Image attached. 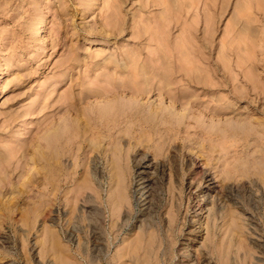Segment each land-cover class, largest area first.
<instances>
[{
    "label": "rangeland",
    "instance_id": "rangeland-1",
    "mask_svg": "<svg viewBox=\"0 0 264 264\" xmlns=\"http://www.w3.org/2000/svg\"><path fill=\"white\" fill-rule=\"evenodd\" d=\"M175 1L176 5L169 8L168 5V7L165 6L164 0H0V69L2 68L5 71L0 78V152L4 151L3 153H5L6 149L8 154L10 149L13 152L17 148L13 152H18L13 154V160L14 158L16 160L20 151L26 150V148L30 156V153L32 154L35 150L33 147L35 142L41 146L45 145L42 134L47 127L46 125L51 120L58 119L62 112L61 109L65 99L64 92L69 85V77H79L78 80H81V83L89 81L88 84H85L86 88H92V85L96 83L95 77H97L99 80L96 85L103 86L107 78L110 77L106 76L108 69L112 71L111 64H107L104 57L109 56L111 52L117 55L125 52V56L129 55L127 61L146 59L160 63L161 58L159 57H162L165 61L170 62L185 58L190 61L193 59L195 62L201 61L200 63L209 62L212 68L209 67V69L202 72L198 71L200 75L204 73L203 77L206 80L214 82L217 77L223 79L222 76L219 77L222 73L225 79L234 78L236 82L234 83L243 88L242 93L245 92L242 97L239 96L240 93L232 92L234 93L233 96H236L234 98H240L238 104L245 105L250 102L251 107L256 108V110L252 109L253 113H257V117L263 115L264 0H247V8L243 11H236L235 8L237 4L242 5V0ZM165 8L167 9L165 10ZM39 16H43L45 21L44 25L37 30L35 21ZM115 16L121 22L120 24L124 25L121 32L116 31L115 33V30L109 25L111 20L115 19ZM237 18L240 19V22L246 23L245 26L252 27L253 30L247 27V31H240L239 23L235 22ZM132 24L134 25L132 26ZM134 26L140 27V33H138V30L136 32L134 28L132 29ZM192 46L194 47L191 49ZM200 46H202V49L199 51ZM102 50H104L103 53H100ZM195 51H202V55L199 52V55L194 54L197 53ZM70 57H77L78 64L87 63L88 66H73L68 70L70 75L68 74L60 82L59 80L64 77L62 71L67 65L66 62L70 61ZM222 63L227 65V68ZM215 64L222 68L215 70ZM201 66H204L203 63ZM86 68H88L87 72L85 71ZM110 74L111 77H115L116 73ZM246 76L251 80H248ZM185 83H182L181 87L183 89L186 87V90L184 89L186 92L190 89L189 92L196 91L199 94L213 92L211 88L205 87V83H203L204 85L202 83L195 84L192 81L188 82L192 84L187 83L186 85ZM191 85L192 87L189 88ZM197 88L199 89L197 90ZM250 96L257 97L256 103L251 102ZM92 99L90 100L95 101V99ZM143 99L146 100V97H142V102L145 101ZM151 100L154 99L151 98ZM122 102H116L115 108L122 107ZM124 102L128 103V100L124 99ZM204 107L205 105L193 102L188 106L186 112L184 111L186 116L181 121L179 120L180 122H174V125L179 128L178 137L165 146L166 150L163 158L166 179L162 180L160 189L158 188V192L152 199L153 204H155L152 211L156 218H159V216L165 217L166 207L171 204L174 205L173 202L171 203V194L167 184L173 163L170 162V159L174 161L176 166H185L192 161L193 165L190 166L189 170L196 178L205 169L213 177L215 175V165L222 168L225 165L227 169L230 168L234 171L232 165L237 156L235 159L230 157L231 151L227 154L230 157V164H222L223 158L217 162V153L212 151L211 141L209 140L211 137H215L216 129H219L220 126V128H229L230 123L227 121L229 123L227 124L220 114L215 116L210 111V107ZM191 113H193V117L195 116L194 118L191 117ZM217 116L218 118H216ZM124 138L123 141H126L127 138ZM200 143H202V146ZM65 155L62 157L63 159H71L69 154ZM220 155L218 154V156ZM199 156H205V160ZM90 157L99 160L101 166L102 159L98 157L96 152H92ZM80 158L82 160L83 154ZM18 165L17 168L20 167V172L27 167L22 168L21 165H25L23 161L18 162ZM250 168L245 176H232L234 178L227 179L223 182V185L219 178L215 177V182L218 185L211 191V195L215 196L217 194V196L219 195L218 198L220 197V200H215V205L212 202L201 205V202H196V198L191 197L188 200L187 195L181 201L177 197H173V200L180 204V213L178 214L175 230L178 236L175 234L177 239L173 238L171 248L163 260L164 264H176L179 261V252L183 250L179 249L181 243L190 244L191 255L194 256L196 262L198 261L197 263L194 261V264H201L197 251L198 249L203 250L202 243L207 242L206 222L208 212L211 214L213 212L217 213L214 220L215 225L210 226L209 230L210 234L216 235L215 239L219 240L222 256L225 260L224 262L219 260L217 257L219 250L215 251L211 254L214 264H264V181L254 172L255 169L252 166ZM9 170H12V168H9ZM17 170L6 177L5 180H7L4 182L7 184H2V187H0V197L5 194L1 198L4 201L5 198H8V192L11 188L14 187L17 190L18 186L22 187L20 183L22 179L15 175ZM83 170L84 166L79 165L80 175ZM34 173L36 175L33 178L35 181L33 180L26 187L23 186L25 188L23 192L19 190L20 187L18 190L21 193L17 190L18 201L16 200V204H0V239L3 235L8 236L10 240L12 239L10 243L12 246L9 244L11 246L10 250L18 249L20 251V255L17 254L16 257V254L6 252L5 247L7 246H3L6 252L3 254L4 251L1 245L4 244L0 240V264L11 259L16 260V264H34V261L27 254H29L30 244L34 243L35 239L43 236L41 229L45 218L43 214L48 207L45 206L48 204H37L41 199L43 201V198H48L47 189L38 183L40 180H42L41 182L44 181V173L36 171ZM69 186L72 185L69 184L65 187ZM5 189L9 191L6 192ZM103 189L105 191L102 190V195L105 198L106 183H104ZM58 192L56 199L54 197L55 201L62 193L61 190ZM219 201L220 205H217ZM77 202L74 213L68 211L69 205L64 204L63 201L60 204L56 205L54 203L51 205L53 216L58 218L60 226L65 229L72 228L73 222H68V218L75 216L79 211L82 201L79 199ZM203 207L206 209L211 208V210L206 212L202 209ZM217 207H222L225 211L234 210L237 213L242 230L241 239L236 237L228 239L225 236L224 222L219 216ZM195 210L196 213H200L198 217L195 216ZM104 214L107 227V233L105 232L106 235L103 240L105 253L95 258H92L94 257L92 255L90 257L89 248L93 238L89 234L90 230L86 226V221L84 223V220L81 219H79V225L75 231V240L69 242L65 238L62 239V243L69 249V255L74 258H71L73 264H117L116 249L121 245L123 237L126 235L133 236L131 232L136 228L135 225L138 221H131V227L128 226V228L122 230L115 227L111 228L112 232L109 233L108 227H110L111 218L106 207ZM198 219H200V222ZM235 229L238 230L237 227ZM21 236L23 239H27L25 246H22L23 239ZM78 241L81 244L80 249L77 248ZM23 247L24 251L21 250ZM38 248L39 245H34L33 252H36ZM183 252L185 251L183 250ZM49 253L44 259L47 260L46 262L51 261L52 263L49 262V264H61L59 259H54L52 253H50L51 255ZM128 255L126 253L123 256V263L137 264L136 258L130 256V254Z\"/></svg>",
    "mask_w": 264,
    "mask_h": 264
},
{
    "label": "bare ground",
    "instance_id": "bare-ground-1",
    "mask_svg": "<svg viewBox=\"0 0 264 264\" xmlns=\"http://www.w3.org/2000/svg\"><path fill=\"white\" fill-rule=\"evenodd\" d=\"M242 1V5L236 3V11H243L247 8V0ZM164 3L166 5H163L166 7L169 6V8L176 5L175 0H164ZM44 21L43 16L36 18L37 30L44 25ZM118 21L115 16V19L109 23L110 27L115 30V33L116 31L121 32L123 30L124 25L122 26L120 24L121 22ZM235 22L239 23L240 31L245 32L250 27L245 26L246 23L240 22L238 18L237 20L235 19ZM135 27L137 26L132 27V29L134 28V31L137 32L138 30V33H140V27H137L138 29H135ZM112 29L110 28L111 31ZM201 49L202 46L198 50L200 51ZM103 51L100 53H103ZM198 52L194 54H198ZM121 53V56L119 54L118 56L114 52H111L109 56L106 55L104 57L107 64H111L112 66V71L108 69L106 76L111 77L110 73H116L119 77L116 74L115 77H108L106 83L104 82V85L102 84L103 86L98 84L101 88L96 85L99 80L97 77H95L96 83L94 82L95 85H92V88H86L87 86L85 84H88L89 81L87 83H81V80H78L79 77H69V85L65 88L66 90L64 92L65 99L61 109L62 112L58 116V119L51 120L49 118L51 121H48L49 123L46 125L47 127L42 134L45 145L41 146L35 142L33 145L35 150L33 149L34 151L32 154L30 153V156L26 148L28 146L26 145L24 147L26 150L22 148L23 150L20 151L21 154H18L16 160L15 158L13 160V154H17L18 152H13L17 148L13 152L10 149L8 154L6 149L5 153H3L4 151L0 152V187H2V184L5 185L6 182L4 181L7 180L5 178L17 169L18 172L16 171L17 174L15 175L22 179V182H20L22 187L18 186L17 188L19 189L20 187L19 190L21 192L25 190L23 186L26 187L29 183L33 182V178L36 176L35 171L44 173L45 176L43 182L40 180L41 183L36 180L39 185L42 184L47 189L48 194V198H43V201L42 199L41 201L37 200V204H48L45 205L48 207L43 214L45 215L43 227L41 228L43 236L35 239L34 243L30 244L29 254H27L34 261V264H49L51 261L46 262L47 260H44L49 252L52 253L54 259H59L61 264H73L71 261L73 257L69 255V249L62 243V239L65 238L69 242L75 240V231L79 225V219L84 220V223L86 221V226L90 230L89 234L93 238L89 248V253H91L90 257L92 255L94 256L92 258H95L105 253L103 241L106 235L105 232L107 233L104 214L105 207L111 218L110 227H108L109 233L112 232L111 228L115 227L118 230H122L128 228L131 221H138L135 225L136 228L131 232L133 236L126 235L123 237L121 245L116 249L117 264H124L122 258L126 253L127 255L130 254V256L135 257L137 264H164L163 260L171 248V242L173 243L175 234L178 236L175 230L178 222V214L180 213V204L176 200H173V197H177L181 201L187 195L188 200L191 197L196 198V202H201V205H206L211 202L215 205V200H220V197L218 198L219 195H211V191L218 185L215 182V177L219 178V181L223 185V182L227 179L234 178L232 176H245L251 166L255 169L254 172L264 181V114L257 117V113L254 114L252 111L253 108L255 110L256 108L251 107L250 102L249 104L244 103L245 105L238 104L240 98H234L235 95L233 96L234 93L232 92L236 91L240 93L239 96L241 97L244 96L245 92L242 93L243 88L235 84L234 78L225 79L222 73L219 77L222 76L223 79L217 77L215 82L206 80L203 77L204 73L200 75L198 71L202 72L209 69L211 66L209 62H202L204 65L202 67L201 61L195 62L193 59L190 61L186 58L179 59V61L176 58V62H170L159 57L161 58L160 63L146 59H142L141 61H127L126 59L129 58V55L125 56V52ZM70 58V61L66 62L67 65L62 71L64 77L59 80L60 82L67 77L69 74L68 70L73 68V66H88L87 63L78 64L77 57ZM222 64L227 68V65ZM214 66L215 70L222 68L218 64ZM87 69L84 70L87 72ZM4 72L1 68L0 78ZM246 78L251 80L248 76ZM190 81L195 84L205 83V87L211 88L213 92L199 94L196 91L189 92L191 89H188L189 91L186 92V87L184 90L181 84L186 82L185 84L187 85ZM226 86H230L231 88ZM142 97H146V100L143 99L146 102H142ZM250 97L251 102L256 103L257 97ZM91 98L95 99V101H91ZM151 98L154 100L152 101ZM124 99L128 100V103L124 102ZM262 100V104L264 105V96ZM121 101H123L121 104L122 107L115 108L116 102ZM193 102L210 107V111L215 116L216 114H220L222 115L221 117H224L223 119L226 123L227 121L230 123H227L230 125H228L229 128H220L221 126H218L219 129H216L217 133L215 137H211L209 140L211 141L210 147L212 151L217 153V162L223 158L222 164L231 163L230 157L235 159L237 156L232 165L234 171L230 168L227 169L225 165L223 168L215 165V175L213 177L205 169L196 178L189 170L190 166L193 165L192 161L185 166H176L174 161L170 159V162L172 161L173 163L167 184L171 194V203L173 202L174 205L171 204L166 207L165 217L159 216V218H156L152 211L155 206L152 199L156 192H158V188L160 189L162 180L166 179V168L163 158L166 150L165 146L170 141L172 142L174 138L178 137L179 128L174 125V122H180L186 116L184 111L186 112L188 106L193 104ZM192 106L190 107L192 108ZM256 107L258 108V106ZM199 112L201 111L199 110ZM191 114V117H193V113ZM124 137L127 138L126 141H123L125 139ZM200 144L202 146V143ZM237 147L238 149H236ZM231 151L230 157L229 155L227 156ZM92 152L98 154V157L102 159L103 165L101 164L100 166L99 160H94L90 157ZM65 154H69L71 159H63L62 157ZM81 154H83L82 160L80 158ZM218 154L221 155L218 156ZM65 157L67 156L65 155ZM201 158L205 160V156ZM20 159L25 164L21 165L23 166L22 168L27 166L26 169L24 168L25 170L23 169L24 171L21 168V172L19 170L20 167L17 168L19 166L18 162L21 163ZM79 165L84 166L81 175L79 173ZM9 168H12V170H9ZM104 183H106L105 198L102 195ZM69 184L72 186L65 187ZM17 190L14 187L10 191L7 189L6 192L9 191L8 194L10 196L8 195V198H5L6 200L4 201L1 198L5 194L3 196L1 195L0 204H16L19 192ZM59 190L62 193L58 196V200L55 201L54 197L56 199ZM49 195L52 196L50 197ZM79 199L82 201L79 211L75 216L73 215L71 217L72 219L70 217L68 218V222H73L72 228H63L60 226L57 220L58 218L53 216L51 205L54 203L57 205L63 201L64 204L69 205L68 211L74 213L75 205ZM217 205H220V201ZM202 209L206 212L211 210V208L206 209L205 207ZM216 209H218L219 216L222 222H224L225 236L228 239L235 237L241 239L242 230L237 213L234 210L225 211L222 207H217ZM194 213L196 217L200 215V213H196V210ZM216 214V212L212 214L210 212L207 213V242L202 243L203 250L198 249L197 251L201 264H214L211 254L218 250V259L223 262L225 261L222 256L219 240L215 239L216 235L210 234L209 230L210 226L215 225L214 220L216 219ZM198 221L200 222V219ZM0 240L4 244L1 245L2 249L3 246H7L5 247L6 252L16 254V257L17 254L20 255L18 249L10 250L12 239L10 240L8 236L3 235ZM25 241L27 243V239L22 240V246L26 245ZM34 245H39L36 252H33ZM80 246V241H78L77 248L80 249ZM179 249H183L185 252L179 250L180 258L176 264H194L196 259L194 260V256L191 255L190 244L181 243ZM21 250L24 251V247ZM23 251L21 252L23 253ZM6 252L4 251L3 254ZM24 254L26 253L24 252ZM15 261L11 259L3 264H16Z\"/></svg>",
    "mask_w": 264,
    "mask_h": 264
}]
</instances>
